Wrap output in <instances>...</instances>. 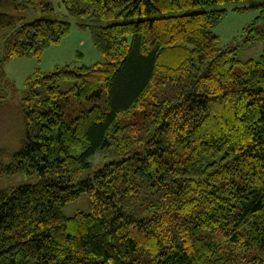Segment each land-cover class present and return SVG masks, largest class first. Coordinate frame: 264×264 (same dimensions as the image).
Instances as JSON below:
<instances>
[{
  "label": "trees",
  "instance_id": "16d2710c",
  "mask_svg": "<svg viewBox=\"0 0 264 264\" xmlns=\"http://www.w3.org/2000/svg\"><path fill=\"white\" fill-rule=\"evenodd\" d=\"M60 1L79 19L140 20L94 28L104 61L36 73L19 105L5 79L0 117L19 128L5 131L18 139L0 149V182L18 185L0 191V264H264V53L238 68L214 31L224 12L166 16L246 0ZM36 7L53 12L0 0V29H13L0 78L4 62L40 58L70 34L69 23L14 15ZM91 100L103 106L67 116ZM99 152L113 159L94 166ZM83 194L92 211L66 217Z\"/></svg>",
  "mask_w": 264,
  "mask_h": 264
},
{
  "label": "rangeland",
  "instance_id": "374dc122",
  "mask_svg": "<svg viewBox=\"0 0 264 264\" xmlns=\"http://www.w3.org/2000/svg\"><path fill=\"white\" fill-rule=\"evenodd\" d=\"M23 1L27 5H33L34 7L43 3H49L53 6V12H45L37 9V7L14 12V15L19 19L22 18L23 22H32L37 19H51L69 23L72 28L68 36L47 49L40 58H13L3 63L2 72L4 78H0V90H2L0 93L3 94L6 90L10 92V86L7 85L5 79L8 80L18 90V95L14 99L17 105L22 103V98L27 94V83L35 77L36 73L42 78L40 73L49 75L64 68L76 70L104 61L102 53L94 44V28L140 20L138 17L128 19L122 16H116L107 20L79 19L69 16L60 0ZM262 5H264V0L237 1L170 12L166 16L215 11L224 12V16L216 24L214 31L220 37L221 47L230 46L237 49L239 68L241 64L250 60L259 61L264 53V38L253 39L255 36L254 24L257 20L258 31L264 32V20L259 19L261 16L260 7ZM0 12L7 13L8 11L0 9ZM21 23V21L18 22L19 25ZM12 32V28L0 29V47H2L4 39ZM72 87L73 82L71 81L62 80L59 82V88L62 92H70ZM36 91L42 97L46 95L45 86L42 84L36 86ZM96 105L103 106L102 100L74 101L67 110V116L77 117L83 110L90 109ZM0 110H3V108H0ZM14 118L15 116H5V114H2L0 117V149H10L11 145L17 144V135L14 132L12 134L9 131L8 133L5 132L19 126ZM14 137L16 138L13 139ZM111 159H113L111 153L99 152L91 159V162L94 166H102L107 160ZM34 182L36 180H27L26 183ZM17 185L18 181L14 177L10 180L5 178L0 182V191L16 187ZM91 211L92 201L88 194L81 195L78 200L66 204L63 208V213L66 217H74L79 212L90 213Z\"/></svg>",
  "mask_w": 264,
  "mask_h": 264
}]
</instances>
